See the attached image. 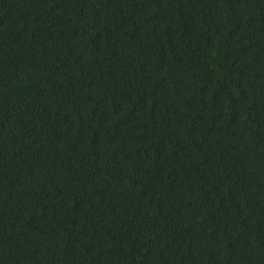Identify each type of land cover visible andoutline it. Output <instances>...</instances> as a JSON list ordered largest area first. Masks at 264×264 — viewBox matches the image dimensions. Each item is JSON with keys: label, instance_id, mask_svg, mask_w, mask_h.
I'll return each instance as SVG.
<instances>
[{"label": "trees", "instance_id": "trees-1", "mask_svg": "<svg viewBox=\"0 0 264 264\" xmlns=\"http://www.w3.org/2000/svg\"><path fill=\"white\" fill-rule=\"evenodd\" d=\"M0 264H264V0H0Z\"/></svg>", "mask_w": 264, "mask_h": 264}]
</instances>
